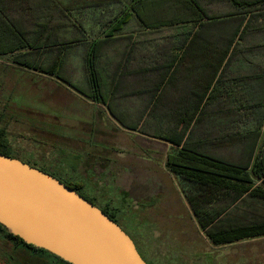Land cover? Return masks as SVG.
<instances>
[{
    "label": "trees",
    "instance_id": "obj_1",
    "mask_svg": "<svg viewBox=\"0 0 264 264\" xmlns=\"http://www.w3.org/2000/svg\"><path fill=\"white\" fill-rule=\"evenodd\" d=\"M8 1L0 0V44L7 45L4 53L20 57L39 49L42 51L39 60L45 61L46 54L50 55L54 47L64 45L65 29L69 27L83 32V36L82 33L75 36L70 43L94 40L84 57L85 79L92 92L89 97L94 101L102 98L105 102V97H99L98 93L118 91L119 83L114 88L112 82L107 90L99 69L109 68L107 51H103L109 41L121 34L128 46L119 53L112 77H130L138 64H142L132 34L122 35L132 19L147 28L175 30L167 38L170 51L165 54V84L175 90H183L176 79L184 68L177 66L179 62L195 57L214 62L211 67L207 62L200 68H186L199 70L200 81L195 87L201 92L168 96L165 115L156 114L160 100L154 99L153 107L148 110L153 108V115L139 117V132L172 145L166 169L176 179L198 228L212 246H230L264 238V134L260 129L264 113L242 115L245 104L235 98L232 117L220 115L217 113L221 106L218 95L208 92L215 82L222 83L228 69L227 60L264 61V0H43L40 26H36L38 21L27 20L35 25L37 30L34 32H27L25 26L23 29V22L13 15L24 3ZM28 5L31 7L30 2ZM97 24L102 30L99 35L93 37L84 32L87 27L91 29ZM179 29H184V33L178 35ZM99 40L101 47L96 48L94 42ZM60 55L54 57V63L49 67L36 66L26 60L22 65L60 78L56 73L61 67ZM256 69L260 70L259 76H264L262 67ZM163 87V84L158 88L155 86L154 90L159 95ZM150 119L159 123L156 131L147 129L146 121ZM244 125L253 127L247 130ZM10 151L6 133L0 128V153L11 156ZM66 185L93 202L80 191L78 184ZM99 208L117 222L113 208ZM0 230L17 246L46 254L54 258L55 264H70L27 244L1 224Z\"/></svg>",
    "mask_w": 264,
    "mask_h": 264
},
{
    "label": "rangeland",
    "instance_id": "obj_2",
    "mask_svg": "<svg viewBox=\"0 0 264 264\" xmlns=\"http://www.w3.org/2000/svg\"><path fill=\"white\" fill-rule=\"evenodd\" d=\"M63 44L46 54L47 61L39 60L42 51L38 48L14 60L19 64L26 60L45 68L54 63L57 54H62L61 67L56 71L60 79L39 71L38 75L45 76H33L30 69L4 58L0 60V66L7 69L6 83L0 89H4L0 99V128L6 133L10 155L78 184L96 206L113 208L117 223L135 240L151 264H264V238L230 246L211 245L198 228L176 179L165 167L170 151L169 148L165 151V144L155 143L154 153L151 148L147 151L143 145L141 148V143L135 147L142 154L119 152L128 148L125 135L118 136L120 129L131 132L132 143L137 141L135 133L144 139L157 140L139 130H127L125 123L132 125L129 116L122 112L119 113L126 117L114 116L108 106H103L102 99L90 98L92 92L84 71L89 44ZM117 49L107 52L109 59L105 62L109 68H99L107 90L119 59ZM8 64L18 72L9 69ZM128 78L116 77L115 83ZM128 87L122 85L124 90ZM118 88L121 90L120 82ZM109 96L106 91L107 105L111 101ZM2 103L7 104L1 106ZM113 103L110 106L115 112ZM118 160L125 163L123 172L118 171L121 165ZM108 166L116 173H99L100 168ZM48 257L17 246L0 230V264H55L54 258Z\"/></svg>",
    "mask_w": 264,
    "mask_h": 264
},
{
    "label": "crops",
    "instance_id": "obj_3",
    "mask_svg": "<svg viewBox=\"0 0 264 264\" xmlns=\"http://www.w3.org/2000/svg\"><path fill=\"white\" fill-rule=\"evenodd\" d=\"M42 1L43 0H18V4H21L22 2L24 3V5L23 7L19 6L17 8V13L13 15L16 16L18 20L23 22L22 23L23 29L25 26L26 28L25 30L27 32H34L37 30L35 29V25H33L31 22H28V21L30 20L38 21V24L36 25L38 27L41 24V19L43 18L42 9H41ZM8 2H11V0ZM28 2L31 3V7L28 5ZM98 25L99 24H97V26H94V28L92 27L91 29L87 27L86 31L84 32H86L87 35H92V36L97 35V34L99 35L102 32V30H100V27H98ZM133 25L135 27H133ZM184 31H185L184 29H179L177 31V34L181 35L184 33ZM81 33L83 36V32H80L79 30H74V27L66 28L65 34H64L65 39L64 41H62V43H70L74 41L75 36H81ZM174 33H175V30H173V28L153 29V28L144 27L143 24L137 19H132L130 21L129 27L125 28V30H123L122 32V35L132 34L133 44L135 45L137 44L135 51L136 53H138L139 55L138 58L140 59L142 64L137 63L138 69L134 72V75H130V77L126 80L120 79V80H117L115 83L116 77H113V80L111 79L110 82L114 83V88L116 84L119 82L120 83L122 82L126 86H129L127 90H124L121 87V90H119L118 88V91H114L113 93H110V98H109L111 100L110 104L112 101H114L113 109L115 110V112H113V110L111 109L110 104L107 105L105 102H103L104 103L103 106H108L111 112L114 114V116H117V115L129 116L130 118L129 120L128 119L127 120L131 122L132 125L128 126V124L125 123L126 125L125 128L129 131L139 130L140 126H138L137 123L141 115H148V116L153 115L152 114L153 108L150 112L148 110L151 109V107H153L152 105H154V99L156 100L158 99V101L160 100V103L158 104V107H157L156 114L165 115V99L168 96H173L176 93L178 95L180 93L186 94L190 92H193V93L201 92L200 88L195 87L196 84H199V81H200L199 80V76H200L199 70H185L186 68H194V69L196 67L200 68L206 65L207 62H209L208 63L209 67H211L214 64V62H211L209 60L199 59V57L198 58L195 57L192 60L187 59L182 62H179L177 66H181L180 68L184 66V68H182L183 70L177 75L176 79H177V84L183 87V90L182 91L175 90L176 88L166 85L165 84V65H166L165 64V54H167L170 51V46L168 44L167 38L171 34H174ZM93 41L89 40L88 44L90 45L91 43H93ZM55 43H57V40H55ZM125 44H126L125 39L123 38V36H121V34H119L118 37H115L114 39H112L111 41L107 43V46L103 49V51H107V52L113 51L114 52L115 49L118 48L117 52L120 53L121 51H125L128 48V46H126ZM94 45L96 46V48L97 46L101 47L100 40L97 42L95 41ZM6 46L7 45H5L4 43L0 44V53H2L0 54V60L4 58L8 62L11 61L18 66H23L22 64H19L14 61L19 56H17L16 54L4 53L6 51ZM194 47H196V50H198L197 49L198 47L196 45H194ZM48 59L49 58H47L45 61H47ZM43 60L44 59H41V61ZM8 65H9V69L13 68L14 71L16 70V68L12 67L10 64ZM258 66L264 69V61L263 62L253 61V62L247 63L245 61H234V60L228 61L227 60L226 68L228 69L226 70V76L222 79V83L215 82L213 87L211 86L212 88H209L208 90V92H214V94H217L221 101L219 105H221L222 107L221 106H219V108L216 107L218 108V112H217L218 114L225 115L226 117L227 116L232 117V115L234 114L233 101L235 98L243 101V103L245 104L242 107L243 108L242 115L253 116L254 114L261 115L264 113V76H259L257 74V72H260V70L256 69L258 68ZM23 67L25 70L27 69L25 66ZM0 69H1L0 71L1 72L0 73V89H1V86L6 83L4 74H5V70L7 69H4V67L2 66H0ZM31 71L32 72L30 73L33 74V76H36L39 74L38 71H33V70ZM15 72H18V71H15ZM202 72L203 71H201V74ZM41 75H38V76L40 77H44L45 75L50 76L47 74L42 75V76ZM51 77H55V76H51ZM186 77L189 78L188 81ZM162 84L164 85L163 90L158 95V93L155 92L154 90L155 86H157L158 88V86ZM129 89L131 90L130 91L131 93H129ZM2 91H4V89L0 91V99H2V94H3ZM98 96L104 97L105 93H98ZM6 104L2 103L1 106H4V105L6 106ZM119 112H122L124 115H122ZM131 117H134V120L131 121ZM158 124L159 123L156 121H153V119L146 121L147 129H150L152 131H156V129L158 128ZM246 126L247 125H244V128L247 130L253 127V126L251 127H246ZM225 128H227V125H225ZM260 129L262 133L264 134V122ZM120 134L125 135L127 139L125 144L128 147L125 149H119V152L122 154L123 152L129 151L130 153H134V154L136 153L135 155H137L138 150L136 151L135 145H140V143H141L140 145L141 148H142V145H143V148L146 147L145 151L151 148L152 152L154 153L153 145L155 143H158V144H165L166 146L165 151L169 148L170 151L168 153L171 152L172 145L167 142L165 143L162 140L153 138L154 140H157V141L156 142L151 141L148 139H144L143 137H141L140 135H136L135 133L134 136L137 137V141H135V143H132L130 139L131 132H127L126 130L120 129L118 131V136H120ZM133 149L134 151H132ZM138 153L142 154L143 151L142 150L141 152L138 151ZM131 158L133 159L135 158L137 160V157L132 156ZM117 163L121 164L119 165L118 171L123 172L122 165L125 168V163L122 162V160L121 161L118 160ZM109 164H112V163H109ZM165 167H166V161H165ZM98 171L100 174L116 173L114 168L109 167V166L108 168L102 167Z\"/></svg>",
    "mask_w": 264,
    "mask_h": 264
},
{
    "label": "water",
    "instance_id": "obj_4",
    "mask_svg": "<svg viewBox=\"0 0 264 264\" xmlns=\"http://www.w3.org/2000/svg\"><path fill=\"white\" fill-rule=\"evenodd\" d=\"M0 224L70 264H147L101 208L55 176L2 153Z\"/></svg>",
    "mask_w": 264,
    "mask_h": 264
},
{
    "label": "flooded vegetation",
    "instance_id": "obj_5",
    "mask_svg": "<svg viewBox=\"0 0 264 264\" xmlns=\"http://www.w3.org/2000/svg\"><path fill=\"white\" fill-rule=\"evenodd\" d=\"M51 175H53V176H55L56 178H58L59 180H61L62 182H65L66 184H68V183H71V182H69L67 179H64V178H62V177H60V176H58V175H56V174H53V173H51ZM134 242H135V240H134ZM135 244H136V242H135ZM136 246H137V248H138V245L136 244ZM138 250H139V248H138ZM139 252H140V250H139ZM140 254H141V252H140ZM141 256L144 258V256L141 254ZM144 260L147 262V264H151L148 260H146L145 258H144Z\"/></svg>",
    "mask_w": 264,
    "mask_h": 264
}]
</instances>
